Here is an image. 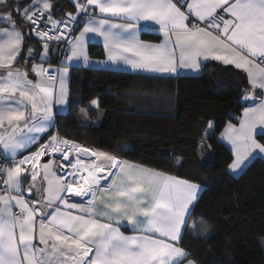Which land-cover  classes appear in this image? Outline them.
Masks as SVG:
<instances>
[{"label":"snow or ice","instance_id":"snow-or-ice-1","mask_svg":"<svg viewBox=\"0 0 264 264\" xmlns=\"http://www.w3.org/2000/svg\"><path fill=\"white\" fill-rule=\"evenodd\" d=\"M0 4V21L9 25L0 29V160L12 165L0 163V264H182L190 253L178 242L182 230H190L202 186L53 132L56 115L69 104V68L126 66L142 75H172L198 71L202 59L211 58L245 70L249 89L242 101L254 106L220 137L233 149L229 170L243 173L264 158V143L255 138L264 135V0H179L180 6L174 0H73L76 12L61 19L53 18V0ZM19 19L43 45L39 53L27 49V58L41 60L31 65L35 80L14 66L27 35ZM141 33L163 39L145 41ZM97 37L104 61L88 56ZM53 43L65 47L50 48ZM50 53L63 54L59 67H52ZM90 106L98 109L99 100ZM208 126L214 130L213 122Z\"/></svg>","mask_w":264,"mask_h":264},{"label":"trees","instance_id":"trees-1","mask_svg":"<svg viewBox=\"0 0 264 264\" xmlns=\"http://www.w3.org/2000/svg\"><path fill=\"white\" fill-rule=\"evenodd\" d=\"M74 10L71 0H60L52 15ZM142 35L159 39L157 34ZM41 44L30 27L17 63L29 47ZM88 51L91 56L104 54L97 43H90ZM245 89L246 73L218 61L204 64L198 74L182 75L80 65L70 68L69 106L65 114L56 115L55 129L81 145L203 185L188 219L190 230L180 240L190 253L187 258L197 264H264V158L233 174L228 168L234 153L219 138L225 125L237 122L249 105L242 101ZM93 99L104 111L102 119L84 125L78 120L80 108L87 106L95 114L88 105ZM209 121L214 130L206 135ZM257 137L264 143V135ZM193 222L197 234L190 228Z\"/></svg>","mask_w":264,"mask_h":264},{"label":"crops","instance_id":"crops-1","mask_svg":"<svg viewBox=\"0 0 264 264\" xmlns=\"http://www.w3.org/2000/svg\"><path fill=\"white\" fill-rule=\"evenodd\" d=\"M71 1L73 2V0H71ZM187 2L190 3L191 0H187ZM59 6H60V0H58V5H57V7H59ZM178 6H180V4H178ZM57 7H56V8H57ZM182 10H185V9L182 8ZM75 11H76V10L72 11L71 13H75ZM8 27H9V25H8L6 22L0 21V29H4V28H8ZM20 27H22L23 30H24L27 34L29 33V31H30V27H29V24H28V23H27V26L20 24ZM82 27H83V24L80 26V28H82ZM142 34H143V33H141V37H140L142 40L149 41V42H153V43H159V42H161V40L163 39V34H162V33L157 34V35H159V39H158V40L146 39V38L143 37ZM4 38H5V37H4L3 33H0V40H3ZM92 43L100 44V45L102 46V48H103L104 54H103V56H101V57H100V56H91V55L89 54V51H88L89 59H90V60H93V61H104V60H106V59H107V52H106V49L104 48V46H103V44H102V38L97 37V39H96L94 42H92ZM89 44H90V43H89ZM55 45H56V44H50L49 47H50V48H53ZM88 46H89V45H88ZM58 47H59V46H58ZM31 48L33 49L34 53H39V52L42 51L43 45L41 44V45H39V47H35V48L31 47ZM22 52H23V49H22ZM22 52H21V53H22ZM26 52H27V50H26ZM50 55L52 56L50 63H51V65H52V67L55 68V67H56V64H57V62H58V61H56V60H58V55H52L51 53H50ZM18 57H19V56H18ZM18 57H17V59H18ZM26 61H27V62H26ZM211 61H216V60L211 59V58H209V59H207V60H203V59H202L201 67H202L204 64H206V63H208V62H211ZM218 62H221V61H218ZM257 62L259 63V61H257ZM33 63H36V64L41 63V60H40V58H39V55H35V58H34V59H29V58H27V53H26V55L24 56V58H23L19 63H17V61L15 62L14 66L17 67V68H21L22 70H28V71H29V78L35 80V79H36L35 74L31 72V65H32ZM221 63H223V62H221ZM45 66H47V64H45ZM83 66H85V67H96V66H86V65H83ZM118 70H128V71H134V72H136L135 70H132V69H130V67H126V66H121ZM241 70L244 71V72L246 73L245 70H243V69H241ZM200 71H201V68H200L198 71H193V70H190V69H180V70L178 71V74H172V75L198 74V73H200ZM69 75H70V68H69ZM154 75H159V74H154ZM246 75H247V73H246ZM247 78H248V76H247ZM248 80H249V79H248ZM68 90H69V81H68ZM68 100H69V97H68ZM91 101H92V100H91ZM91 101H90V102H91ZM74 102L77 103L78 101H74ZM90 102L88 103L89 107L93 108V110H94L96 113H95V114H91V111L89 110V108H88L87 106H86V107H81V108H80V113H79L78 120H79L80 123H82V124H84V125H87V124H98V123H100V121H101V119H102V116H103V113H104V111H103L102 109H100V108L96 109L95 107L90 106ZM68 106H69V104L67 105L65 111H67ZM249 106H254V105H250V104H249L247 107H249ZM247 107H245V108H247ZM245 108H244V109H245ZM244 109H243V110H244ZM56 110H57V105L54 103V104H53V111L56 112ZM242 113H243V111H242ZM242 113H241V115L239 116L237 122H230V123H231L232 125H235L236 127H239V120H240V118H241V116H242ZM82 115L88 119V122H83L82 120H80V118H82ZM55 120H56V117H55ZM211 122H212V121H211ZM227 124H228V123H227ZM227 124H226V125H227ZM226 125H225V127H226ZM225 127H224L223 130L219 133V138L221 137V133L224 131ZM260 127H261V126L258 125V126H257V130H259ZM52 131L55 132V131H57V130L54 128V129H52ZM211 131H212V130H210V129H209V126H208L207 131H206V134H207V135L210 134ZM257 135H258V134H255V138H256V140H257L258 142H260L259 139H258V137H257ZM61 137H63V136H61ZM64 138H66V137H64ZM67 139H68V138H67ZM69 140H71V139H69ZM72 141H74V140H72ZM223 141H224V142H225V143L231 148V150L233 151L231 144H230L227 140H223ZM75 142H76V141H75ZM77 143H78V142H77ZM260 143H261V142H260ZM83 146H84V145H83ZM84 147H87V146H84ZM87 148H90V147H87ZM90 149H93V148H90ZM32 150H35V148H33ZM93 150H96V149H93ZM96 151H102V150H96ZM103 152H106V151H103ZM107 153H109V152H107ZM24 154H28V153H24ZM109 154H110V153H109ZM45 159H48V158L45 157ZM124 160L130 161V162L135 163V164H137V165L145 166V167L150 168V169L159 170V169H156V168H153V167L147 166V165L142 164V163H139V162H135V161L128 160V159H124ZM56 161H57V163L60 162V160H59V155H58V154H57V157H56ZM11 166H12L11 163H8V166H7V167H11ZM228 169H229V168H228ZM159 171H161V170H159ZM229 171H230V170H229ZM161 172H164V171H161ZM230 172H231V171H230ZM165 173H166V172H165ZM57 174L59 175V172H58ZM168 174H169V173H168ZM171 175H173V174H171ZM173 176H175V177H177V178H179V179L187 180V179H185V178L178 177V176H176V175H173ZM188 181H190V180H188ZM192 182H193V181H192ZM195 183H197V182H195ZM197 184H199V183H197ZM200 185H201V184H200ZM24 186L27 187V183H25ZM201 186H202V190H203V185H201ZM201 192H202V191H201ZM200 194H201V193H200ZM199 196H200V195H199ZM14 208H15V207H14ZM14 208H13L12 210H14ZM187 223H188V220H187ZM189 225L191 226V223H190ZM121 231L124 232L125 234H133V233H132V229H131L130 226H122V227H121ZM183 231H184V230H182V234H183ZM180 240H181V239H180ZM178 246H179V247H182V246L180 245V241L178 242ZM182 248H183V247H182ZM188 260H192V259H190V258L184 259V260L182 261V264H188ZM196 264H197V263H196Z\"/></svg>","mask_w":264,"mask_h":264},{"label":"rangeland","instance_id":"rangeland-1","mask_svg":"<svg viewBox=\"0 0 264 264\" xmlns=\"http://www.w3.org/2000/svg\"><path fill=\"white\" fill-rule=\"evenodd\" d=\"M13 2H14V0H8V3H10V4ZM29 2H30V0H24L25 5H27V3H29ZM53 3L55 5H58V0H53ZM4 7H5L4 4H0V12H3ZM14 15H15V13H14ZM18 24H19V26H20V24L27 26V22L23 19H19ZM80 120H82L83 122H88V119L86 117H84L83 115H82V118H80ZM190 228L192 231H195L196 225L194 222L191 224Z\"/></svg>","mask_w":264,"mask_h":264},{"label":"built area","instance_id":"built-area-1","mask_svg":"<svg viewBox=\"0 0 264 264\" xmlns=\"http://www.w3.org/2000/svg\"><path fill=\"white\" fill-rule=\"evenodd\" d=\"M174 2H177V3L179 4V0H174ZM75 12H76V11H75ZM64 16H65V15H64ZM64 16H62V17H64ZM62 17H53V18H54V19H61ZM81 25H82V24H81ZM81 25H80V26H81ZM201 26H203V25H201ZM30 27H31V26H30ZM31 34H32V37H33L36 41L41 42V40L35 36L32 27H31ZM41 43H42V42H41ZM53 44H54V43H53ZM58 46H59L60 48L65 47V45H63V44H60V45H58ZM62 59H63V54L61 53V54L58 55V60H57L58 62H57V64H56V67H59V66H60V61H61ZM55 132H56V131H55ZM0 163L6 164V166H8V162H7V161L0 160ZM13 211L16 212V211H18V209L14 208Z\"/></svg>","mask_w":264,"mask_h":264},{"label":"water","instance_id":"water-1","mask_svg":"<svg viewBox=\"0 0 264 264\" xmlns=\"http://www.w3.org/2000/svg\"><path fill=\"white\" fill-rule=\"evenodd\" d=\"M56 47H58V45L56 44L53 48H56Z\"/></svg>","mask_w":264,"mask_h":264}]
</instances>
